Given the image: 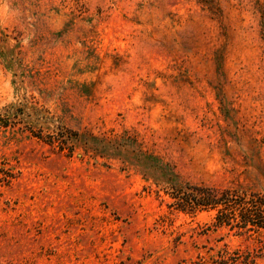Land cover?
I'll return each mask as SVG.
<instances>
[{
	"label": "rangeland",
	"instance_id": "1",
	"mask_svg": "<svg viewBox=\"0 0 264 264\" xmlns=\"http://www.w3.org/2000/svg\"><path fill=\"white\" fill-rule=\"evenodd\" d=\"M0 168V264H264L166 194L264 192V0H0Z\"/></svg>",
	"mask_w": 264,
	"mask_h": 264
},
{
	"label": "trees",
	"instance_id": "2",
	"mask_svg": "<svg viewBox=\"0 0 264 264\" xmlns=\"http://www.w3.org/2000/svg\"><path fill=\"white\" fill-rule=\"evenodd\" d=\"M78 138L79 135H74ZM74 137L59 133L50 135V145H58L62 151L74 152L70 145ZM13 173L0 168V182H10ZM168 207L179 213L195 216L203 212H213L211 226L235 231L238 235L257 233L264 230V192L235 188L215 189L203 184L174 186L166 193ZM194 264H258L257 256L242 249L227 246L217 251L209 259L199 257Z\"/></svg>",
	"mask_w": 264,
	"mask_h": 264
}]
</instances>
